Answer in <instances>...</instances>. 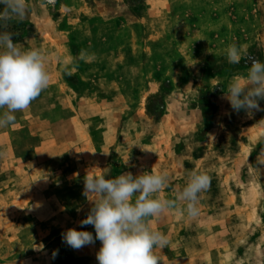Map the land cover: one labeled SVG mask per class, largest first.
Wrapping results in <instances>:
<instances>
[{
  "label": "rangeland",
  "instance_id": "374dc122",
  "mask_svg": "<svg viewBox=\"0 0 264 264\" xmlns=\"http://www.w3.org/2000/svg\"><path fill=\"white\" fill-rule=\"evenodd\" d=\"M27 2L7 31L46 55L51 79L0 128V264H98L99 240L62 242L69 228L95 236L78 223L86 174L145 171L169 174L164 198L192 171L211 177L195 220L150 221L170 239L160 264H264V111L236 113L220 90L248 68L228 63L229 44L264 62V0Z\"/></svg>",
  "mask_w": 264,
  "mask_h": 264
},
{
  "label": "clouds",
  "instance_id": "9594fccd",
  "mask_svg": "<svg viewBox=\"0 0 264 264\" xmlns=\"http://www.w3.org/2000/svg\"><path fill=\"white\" fill-rule=\"evenodd\" d=\"M55 3L56 0H40L42 8L54 7ZM0 6V128H7L15 123L16 112L28 110L49 87L51 77L46 55L38 48L23 49L13 41L14 34L7 31L8 21L23 22L26 18L27 0H0ZM225 55L229 64L244 60L248 68L246 75L233 77L227 89L222 85V99L236 113L244 111L251 116L255 111H264L259 103L264 100V62L252 56L246 46L235 43L226 47ZM217 86L221 84L213 88ZM260 155H264V149ZM257 164H264V160L257 157ZM210 184V175L192 171L173 197L164 198L160 193L170 186L166 171H145L135 176L125 172L114 178L103 172L86 174L83 195L92 206L78 223L81 227L93 226L95 236L90 231L69 228L62 233V242L80 250L99 240L98 264H160L156 250L169 246L170 239L153 229L150 221L173 209L186 219L195 220L200 214V194Z\"/></svg>",
  "mask_w": 264,
  "mask_h": 264
}]
</instances>
